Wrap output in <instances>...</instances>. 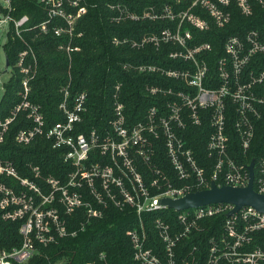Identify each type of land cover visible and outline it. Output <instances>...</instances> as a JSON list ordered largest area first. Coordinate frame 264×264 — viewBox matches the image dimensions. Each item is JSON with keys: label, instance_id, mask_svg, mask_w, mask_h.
I'll return each mask as SVG.
<instances>
[{"label": "built area", "instance_id": "2783aa9c", "mask_svg": "<svg viewBox=\"0 0 264 264\" xmlns=\"http://www.w3.org/2000/svg\"><path fill=\"white\" fill-rule=\"evenodd\" d=\"M47 17L31 24L29 14H16L14 0H0V37L5 36L7 64L0 74L12 69L21 74L20 100L4 119H0V142L20 112H26L32 125L22 128L16 141L31 143L45 134L53 147L62 149L69 166L65 179L44 175L39 165L30 163L31 175L20 173L14 161L0 158V217L18 222L21 243L0 248V264H25L37 253L39 245L56 243L76 236L93 218H101L110 207L132 208L139 225L128 231L135 264H264V212L245 205L231 215V203H213L177 211L174 219L156 214L168 208L161 198L177 199L194 188L218 186L243 187L250 180L249 165L254 160L253 184L264 194V155L247 159L258 124L264 119V29H250L243 35L229 36L224 55L216 63L218 75L211 74L207 58L210 42L193 44L192 28L208 31L212 25L225 27L232 20L233 5L245 17L254 14L255 4L264 0H169L153 2L141 12L128 5L109 3L116 11L113 20H166L169 24L150 31L139 39L114 37L113 43L131 47L171 46L168 58L176 66L160 63H124V69L156 74V82L146 86L151 95L169 97L166 104L150 107L145 118L130 124L122 99V83L113 94L110 126H95L78 132L87 110V92L70 93L63 87L59 105L65 119L46 128L41 105L33 102L32 81L39 61L32 41L39 34L53 32L68 37L59 48L69 55L79 51L73 37L79 20L87 13L86 0H40ZM186 3V8L183 7ZM195 10H199L197 12ZM27 33L34 35L31 40ZM78 35H82L79 33ZM23 47L12 62L9 48ZM11 76V77H12ZM171 79L174 86L162 79ZM10 80V79H9ZM8 80V81H9ZM188 123L207 124V150L216 160L210 174L192 149L187 147L184 130ZM236 134L240 154L232 145ZM163 144L175 177L158 165L156 146ZM242 153V154H241ZM221 178L222 183L217 179ZM81 212L84 220L71 227L68 217ZM226 214L222 232L203 236L216 227L215 217ZM152 223L153 231L147 224ZM52 264H67L57 261ZM87 264H115L105 252Z\"/></svg>", "mask_w": 264, "mask_h": 264}, {"label": "trees", "instance_id": "16d2710c", "mask_svg": "<svg viewBox=\"0 0 264 264\" xmlns=\"http://www.w3.org/2000/svg\"><path fill=\"white\" fill-rule=\"evenodd\" d=\"M121 2L137 12H141L153 2L162 4L169 0H86L88 11L79 20L73 37V44L80 46L79 51L69 55L59 48L60 42L68 41V37H59L53 32L39 34L32 44L36 50L39 70L32 81L31 99L41 105L45 118L46 128L65 119L59 105L63 99V87L70 83L69 89L72 95L78 92H87V110L83 114V123L79 125L78 132L88 128L102 126L108 128L113 117V94L115 86L121 82L122 99L126 105V114L130 124L137 123L145 118L147 110L154 106L166 104L167 96L151 95L146 86L156 82V74L141 73L136 70L124 69V63H160L166 66H176V61L168 58L171 46L156 48L153 45L144 47H131L129 44L113 43L114 37H132L139 39L144 34L160 29L169 24L166 20L116 22L113 20L116 11L109 3ZM16 14H29L31 24L43 21L47 17L46 9L40 0H14ZM186 8V3H183ZM200 12L199 10H195ZM250 29H264V5L255 4L254 14L245 17L238 7L233 5V16L229 24L223 28L212 25L208 31H200L192 28L193 44L210 42L213 50L207 58L211 65V74L218 75L216 63L219 57L224 55V43L234 34L243 35ZM82 33V35H78ZM27 38L34 35L27 33ZM23 45L18 42L13 48H9L12 62L18 56ZM22 76L18 72L4 85V94L0 100V119L6 118L20 100ZM170 86L176 82L171 79H162ZM32 125L26 112H20L5 133L4 140L0 142V158H8L14 161L20 173L30 176L29 164L39 165L44 175H54L65 179L69 166L63 158L62 149L53 147V140L45 134L38 135L29 144L16 141V135L22 128ZM207 124L196 126L188 123L184 130V138L187 147L192 149L202 166H208L207 174H210L216 160L209 156ZM232 145L236 146L240 154L239 140L236 134L232 137ZM242 154V153H241ZM264 155V119L258 124L256 136L247 159L258 160ZM158 165L162 167L172 178L175 177L172 165L166 154L164 145L156 146ZM0 180L4 178L0 177ZM222 183L221 178L217 179ZM199 188H194L198 190ZM156 214H163L174 219L177 212L173 209H164ZM226 214L215 217V229L204 231L203 236H210L222 232V224ZM71 227H78L84 220L81 212H76L68 217ZM139 225V217L132 208L119 209L110 207L101 218L91 219L76 236L64 237L56 243L39 245L38 253L25 264H52L57 261H66L67 264H87L98 253L105 252L115 264H135L132 258V246L128 237V231ZM149 231H153L152 223H148ZM21 243L19 223L4 221L0 217V248H11ZM19 264V263H17Z\"/></svg>", "mask_w": 264, "mask_h": 264}, {"label": "water", "instance_id": "95a60500", "mask_svg": "<svg viewBox=\"0 0 264 264\" xmlns=\"http://www.w3.org/2000/svg\"><path fill=\"white\" fill-rule=\"evenodd\" d=\"M250 180L248 185L236 187L231 185L218 186L216 182L211 183L210 188L188 192L177 199L161 198L160 203L177 211L190 207H198L213 203H231L234 208L228 215L237 212L245 205H252L264 212V194L257 192L254 188V160L249 165Z\"/></svg>", "mask_w": 264, "mask_h": 264}, {"label": "rangeland", "instance_id": "374dc122", "mask_svg": "<svg viewBox=\"0 0 264 264\" xmlns=\"http://www.w3.org/2000/svg\"><path fill=\"white\" fill-rule=\"evenodd\" d=\"M6 41L5 36L0 37V68L4 70L7 60H6V50L4 48V43ZM12 76V69L11 67L8 68V71H5L0 74V100L4 94V85Z\"/></svg>", "mask_w": 264, "mask_h": 264}]
</instances>
